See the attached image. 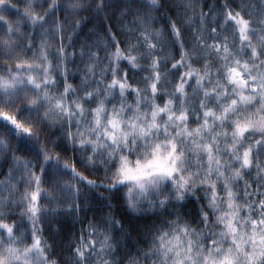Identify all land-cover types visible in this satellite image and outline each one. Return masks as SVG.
Listing matches in <instances>:
<instances>
[{"label":"snow or ice","instance_id":"6c2138e0","mask_svg":"<svg viewBox=\"0 0 264 264\" xmlns=\"http://www.w3.org/2000/svg\"><path fill=\"white\" fill-rule=\"evenodd\" d=\"M0 264H264V0H0Z\"/></svg>","mask_w":264,"mask_h":264},{"label":"clouds","instance_id":"9594fccd","mask_svg":"<svg viewBox=\"0 0 264 264\" xmlns=\"http://www.w3.org/2000/svg\"><path fill=\"white\" fill-rule=\"evenodd\" d=\"M117 210L121 216V218L126 223H136L137 221L141 220L142 218H151L152 213L151 212H141L139 214H136L133 216L126 208H124L122 211L120 210V206H117Z\"/></svg>","mask_w":264,"mask_h":264},{"label":"trees","instance_id":"16d2710c","mask_svg":"<svg viewBox=\"0 0 264 264\" xmlns=\"http://www.w3.org/2000/svg\"><path fill=\"white\" fill-rule=\"evenodd\" d=\"M70 75L75 76V73H72V74H70Z\"/></svg>","mask_w":264,"mask_h":264}]
</instances>
